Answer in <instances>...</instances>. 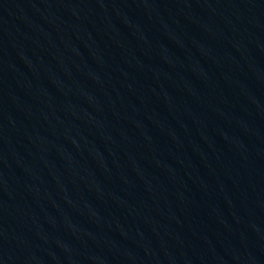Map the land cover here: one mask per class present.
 Wrapping results in <instances>:
<instances>
[{"label":"water","instance_id":"water-1","mask_svg":"<svg viewBox=\"0 0 264 264\" xmlns=\"http://www.w3.org/2000/svg\"><path fill=\"white\" fill-rule=\"evenodd\" d=\"M0 264H264V0H0Z\"/></svg>","mask_w":264,"mask_h":264}]
</instances>
